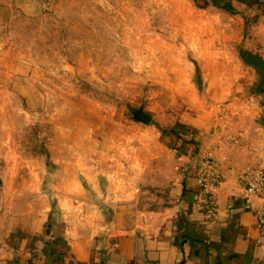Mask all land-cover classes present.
<instances>
[{"label": "rangeland", "instance_id": "rangeland-1", "mask_svg": "<svg viewBox=\"0 0 264 264\" xmlns=\"http://www.w3.org/2000/svg\"><path fill=\"white\" fill-rule=\"evenodd\" d=\"M257 11L256 0H0V211L21 209L32 187L69 183L97 200L121 177L126 190L154 155L151 168L169 171L181 135L229 109Z\"/></svg>", "mask_w": 264, "mask_h": 264}, {"label": "crops", "instance_id": "crops-1", "mask_svg": "<svg viewBox=\"0 0 264 264\" xmlns=\"http://www.w3.org/2000/svg\"><path fill=\"white\" fill-rule=\"evenodd\" d=\"M256 2L244 36L245 72L227 95L229 109L181 135L171 169H152L160 155L149 157L139 184L128 180L125 190L118 177L97 200L69 183L47 192L32 187L36 199L14 214L0 211V264H264L262 201L252 197L248 205L242 178L264 169V0ZM203 153L222 175L210 221L197 182Z\"/></svg>", "mask_w": 264, "mask_h": 264}, {"label": "built area", "instance_id": "built-area-1", "mask_svg": "<svg viewBox=\"0 0 264 264\" xmlns=\"http://www.w3.org/2000/svg\"><path fill=\"white\" fill-rule=\"evenodd\" d=\"M197 182L201 198L204 201L203 210L207 220L214 219L216 215V197L222 182V175L218 170L215 160L210 153H203L199 159ZM245 183V196L248 205L252 197H258L262 201L257 211L260 242H264V169L253 168L242 174Z\"/></svg>", "mask_w": 264, "mask_h": 264}, {"label": "water", "instance_id": "water-1", "mask_svg": "<svg viewBox=\"0 0 264 264\" xmlns=\"http://www.w3.org/2000/svg\"><path fill=\"white\" fill-rule=\"evenodd\" d=\"M139 117L145 119L146 121H149L150 120V118L148 116H145V115H139Z\"/></svg>", "mask_w": 264, "mask_h": 264}]
</instances>
